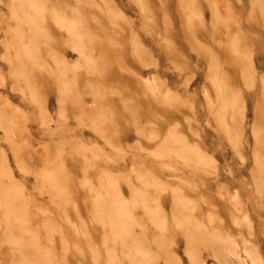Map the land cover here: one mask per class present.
Returning <instances> with one entry per match:
<instances>
[{
    "label": "rangeland",
    "instance_id": "obj_1",
    "mask_svg": "<svg viewBox=\"0 0 264 264\" xmlns=\"http://www.w3.org/2000/svg\"><path fill=\"white\" fill-rule=\"evenodd\" d=\"M0 264H264V0H0Z\"/></svg>",
    "mask_w": 264,
    "mask_h": 264
}]
</instances>
